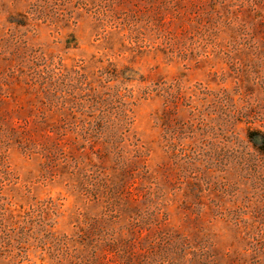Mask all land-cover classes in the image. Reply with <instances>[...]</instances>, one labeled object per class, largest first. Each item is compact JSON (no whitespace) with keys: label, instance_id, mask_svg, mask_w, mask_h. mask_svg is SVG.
Masks as SVG:
<instances>
[{"label":"rangeland","instance_id":"1","mask_svg":"<svg viewBox=\"0 0 264 264\" xmlns=\"http://www.w3.org/2000/svg\"><path fill=\"white\" fill-rule=\"evenodd\" d=\"M264 0H0V264H264Z\"/></svg>","mask_w":264,"mask_h":264},{"label":"trees","instance_id":"2","mask_svg":"<svg viewBox=\"0 0 264 264\" xmlns=\"http://www.w3.org/2000/svg\"><path fill=\"white\" fill-rule=\"evenodd\" d=\"M249 140L254 150L260 155H264V132L261 130H255L251 132Z\"/></svg>","mask_w":264,"mask_h":264}]
</instances>
